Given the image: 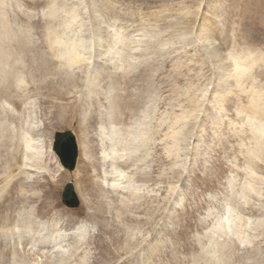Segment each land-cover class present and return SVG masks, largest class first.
I'll return each instance as SVG.
<instances>
[{
	"label": "rangeland",
	"instance_id": "rangeland-1",
	"mask_svg": "<svg viewBox=\"0 0 264 264\" xmlns=\"http://www.w3.org/2000/svg\"><path fill=\"white\" fill-rule=\"evenodd\" d=\"M90 2L0 0V29L3 21L28 40V49L18 48L24 89L0 94V189L6 188L0 192V234L9 220L21 217V239L4 234V240L12 245L17 239L25 254L41 255L56 247L44 244L31 218L53 228H80L84 236L77 237L80 247L67 264H264V174L253 175L248 163L251 150L259 151L253 135L258 120L241 112L251 86L264 97V0H101L107 29L101 35ZM50 3L51 29L77 44L83 56L69 71L49 52L44 20ZM214 23L219 34L211 46L200 34ZM114 35L124 42L113 44ZM215 47L223 62L213 57ZM249 52L261 59L238 88L228 56L245 59ZM40 56L48 61L43 73ZM130 65L135 74L151 70L129 88L148 86L146 104L135 117L155 137L139 163L149 177L139 189L142 197L136 207L121 208L136 167L119 176L113 165L125 142L111 123L110 72ZM182 114L189 117L176 124L182 132L173 137L171 127ZM68 128L77 135L80 155L76 169L64 168L63 176L50 145L56 131ZM127 131L119 134L126 139ZM24 135L39 142L43 168L25 165ZM10 174V183L3 180ZM69 181L80 198L76 208L62 201ZM22 255H8L0 264H27Z\"/></svg>",
	"mask_w": 264,
	"mask_h": 264
},
{
	"label": "bare ground",
	"instance_id": "bare-ground-1",
	"mask_svg": "<svg viewBox=\"0 0 264 264\" xmlns=\"http://www.w3.org/2000/svg\"><path fill=\"white\" fill-rule=\"evenodd\" d=\"M89 1H91L90 4L92 7V9L90 10H92V12L95 14L94 16H96V23H95L96 31L100 35L104 34L106 33V30H107V29L105 30V27L102 25V23H104L103 21L104 20L103 11L105 10V9L103 10L104 6H101V4L99 3L101 0H89ZM50 4H51L49 6L50 10H47L48 14H47L46 19L44 20L45 21L44 24L46 26L45 33H46V37H47L48 44H49V52L52 56H55L58 60H60L61 66H67L68 68H65V69L69 71L71 66L73 67L74 65L79 64L83 61V56L81 55L80 48H78L77 44L75 43L68 44L67 41L64 40L63 36L60 35L58 30L51 29V26H50L51 23L49 24V22L53 21L52 16H55V11H52V3ZM1 25H2L1 26L2 28L0 29V94L10 92L12 89L14 90L24 89L25 86L22 85L24 84V81L22 80L21 76L18 75L20 64H21L20 61H22L21 60L22 58L20 57L18 53L19 51L18 48H21V49L27 48V45H28L27 36L24 33H21L24 31H21L20 33L11 31V29L8 28L7 24H5L3 21ZM202 30L203 31L200 30L202 32L201 33L202 35L200 34V37L204 41V43H208V45H211V46H216L215 38L216 36H218L219 32H218V28L217 30L215 28V23L212 24L210 27L203 28ZM110 41L113 44L114 43L118 44L120 42H124V38H119L118 36L114 35V37H112ZM107 42L109 41L106 40V43ZM148 49H153L152 51L154 52L156 49H159V48H148ZM211 49L213 50L212 51L213 57L216 59H218L219 57L220 58L219 61L223 62L222 60L223 58L221 57L223 56L221 48L215 47ZM233 54L230 53V56L227 55L228 58L231 57L230 60L233 62L232 64L233 66H231L232 62L229 64V67L231 66L229 68V71L232 73L231 77L234 79L235 85L238 88H242V86L246 83L245 82L246 79H249L252 77L251 76L252 69L255 67L258 60L261 59V56L256 55V53L254 55L253 53L249 52V53H245L246 58L242 59L241 54L240 55L238 54L239 56L233 55ZM40 59L41 61L38 64V70L43 73L48 68V61L43 56L42 57L40 56ZM132 65L129 66V69L124 68L122 72L121 71H111L110 72L111 77H112V82H113V85H112L113 89L111 91L112 97L110 100V109H111L110 118H111L112 126L114 127L115 133L119 135L120 139L118 140H120L121 144L125 142L124 147L122 149L126 155H128L129 153L136 154V152H139V151L141 152V154L138 156L133 155L134 157L131 161H128V159H124L125 157L124 153L120 154L121 159L119 160L113 159L115 160L113 162V165L115 163L116 165L115 168L118 169V174L117 173L116 174L119 176H122L125 174L127 175L128 170L131 167H134V166L136 167L135 170L130 171L133 174V176L131 177L132 178L131 182L133 185L131 184V186L129 187L125 186V188H127L128 190V194L125 196L123 195V197H121L118 202L119 204L118 206H120L121 208L122 207H126V208L136 207V205L138 204L136 201L140 200L142 197L140 194L141 191L139 189H141V186L143 187V185H145L147 181H149V177L146 171L144 172L145 168H143L142 165H140L139 163L146 160L147 154H145L146 151H143V149H145L147 144L150 142L151 138L155 137V133L153 135L150 134L148 128L145 127V122L143 121V118H141V116L135 117L136 114L140 112L146 104L145 103L146 94H150L149 91H147L148 86L142 88L141 90H138V91L136 90L137 92H134L133 91L134 89L129 88V83L134 84L133 86H135L137 81L146 80L147 79L146 75L147 73H149L148 75H150L151 70L149 68L145 72L143 69V72L140 70L137 74H135L132 70L134 69L133 68L134 65L133 66ZM251 87L252 89L253 88L256 89V87L254 86H251ZM252 89L250 90L252 94L251 93L249 94L250 95L249 104L247 107L241 108V112L245 110L244 112L248 114L247 117L258 120V127L256 128L255 134L253 135H255V146H256L255 148H258L259 151L253 153L251 150L252 155L249 157V161H248L252 171L254 172L253 175H256V174H262V173L264 174V150H263L264 148V145H263L264 144V97L261 95V91L259 89L258 90H252ZM194 111L195 110H193V112ZM188 112L190 113V111ZM187 117H189V115L187 114H182L180 116L176 115L175 122L173 123V126L171 127L173 129L172 131L173 137H175L177 133L180 134L182 132V130L180 131L179 129L178 131V129H176V124H178L180 121L185 120ZM180 128H183L182 124ZM126 130L128 131L126 132L127 134H126V139H125L122 137L123 135L121 136L120 134L125 132ZM24 136L25 137L22 138V141L24 142L23 144H20V145L22 146L24 150L27 161H29V163L26 162L25 165L26 166L29 165L30 167H35V168H40V169L43 168V166L40 164L43 158H42V149L38 145L39 142L35 143L36 141L34 138H29L27 137V135H24ZM128 137H131V138L127 139ZM50 149H52L51 145H50ZM54 157H55L56 162L58 163V159L56 158L55 155ZM106 158H108V155H106ZM11 166L12 165L10 164L9 168H11ZM58 166L63 171L61 174L64 176L66 174L65 173L66 171H64L63 166H61L60 164ZM61 174L60 176H62ZM25 175L26 177H31L29 173L28 174L25 173ZM10 178H11V174L8 177L6 176V178L3 180H5L6 182H9L10 180H12ZM131 178L129 179L131 180ZM80 179L81 178H79L78 180ZM252 186L254 188V189L252 188L253 191H255L256 190L255 184H253ZM252 189L250 188L251 191ZM4 191H6V188L0 189V192H2V194L5 193ZM28 192H29L28 187L26 186L24 187V184H23V186H21L20 188V196L24 197L22 199L24 200L26 199L25 196H27L26 193ZM1 196L2 195H0V200H2ZM21 221H23L21 217H16V216L13 217L12 221L10 220L8 221L6 225L7 228L6 227L2 228L3 231L1 233L6 234L7 236L17 237V234H16L18 233L17 231L20 232L19 227L23 226L21 225ZM130 221L132 223L134 221V218H130ZM226 221H229V220H226ZM260 221L264 222V219H261ZM261 222L259 224L260 226L262 224ZM56 223H57L56 225H58L59 221ZM29 224L35 225V233L36 234L40 233L42 239L46 241L44 244H47L48 246L52 244L51 247L53 246V244H55L54 247H56V249L52 250L51 252L49 251L42 252L40 253L41 255H36L35 253H29L27 255L25 254L27 250L24 248V246L22 249L19 248L20 247L19 245H21L22 242L21 241L17 242V239L20 240L21 236H18L16 241H14L12 245H9L4 240V238H7V236L4 237V234L2 235L0 234V240H1L0 247L3 248V249H0V253H2L0 254V257H2L0 258L1 260H3V258L6 259L7 258L6 256L8 255H13V257L15 258L16 254L18 256L25 254V255H22L21 257L26 258L27 264H67L68 260L71 259L73 255L75 256V252H77L78 248L80 247L77 242L79 240L77 237L79 235L82 237L84 236V232L79 230L80 228H74L70 230V228H67L66 225L64 227L63 225L56 226V227L55 225H53L54 226L53 228L52 225H48V224L43 225L41 221H37L36 219H34V217L30 219ZM126 224H128L127 221H126ZM71 240H73V242H71ZM8 258H7V261H8ZM81 258L84 259L83 257ZM10 262L11 261H9V263ZM73 264H80V263L75 262Z\"/></svg>",
	"mask_w": 264,
	"mask_h": 264
},
{
	"label": "water",
	"instance_id": "water-1",
	"mask_svg": "<svg viewBox=\"0 0 264 264\" xmlns=\"http://www.w3.org/2000/svg\"><path fill=\"white\" fill-rule=\"evenodd\" d=\"M53 149L60 157L64 167L73 171L76 167L79 154V145L74 132L71 129L57 131L55 134ZM63 201L70 207H76L80 204L72 182H69L65 187L63 192Z\"/></svg>",
	"mask_w": 264,
	"mask_h": 264
}]
</instances>
